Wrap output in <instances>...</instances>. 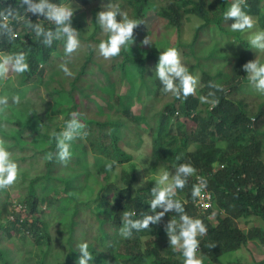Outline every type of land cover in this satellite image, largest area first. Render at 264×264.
Here are the masks:
<instances>
[{
  "label": "trees",
  "instance_id": "obj_1",
  "mask_svg": "<svg viewBox=\"0 0 264 264\" xmlns=\"http://www.w3.org/2000/svg\"><path fill=\"white\" fill-rule=\"evenodd\" d=\"M67 1H73L78 6L74 13L81 15L72 19L81 44L73 53H78V58L71 56L73 64L79 66L71 77L60 68L64 41L44 45L26 21L46 29H54V23L25 12L20 0H0V12L13 10L8 23L18 34L14 40L0 34V53L23 51L29 63V70L22 74L8 73L16 85L0 89V97L9 98L7 106H0V140L13 159L21 162L17 163L14 184L0 189V264H77L80 253L76 245L82 241H87L93 252L90 264H183L182 255L173 250L165 231L171 217L179 220V214L167 213L159 224H150L131 238L121 237L118 231L124 211H134L137 219L151 214L157 168L174 174L181 163L196 169L185 187L177 190V198L188 215L200 218L207 227L206 234L199 237L203 264H227L222 255L247 241L255 246V240L264 244V98L255 104L246 100L260 97L253 93L252 85H244L249 80L243 68L254 58L242 54L230 59L220 42L208 43L200 36L213 28L225 33L231 30L224 18L231 0H112L122 11L127 5L124 12L139 24L133 43L108 59L98 50L107 34L92 21L96 22L97 13L109 0H54ZM241 7L264 27V0H244ZM84 16L92 21L86 23ZM149 16L162 17L175 29L172 45L166 38L151 48L141 43L152 32L142 28ZM190 19L198 22L191 40L185 42L182 25ZM167 47L178 49L191 73L200 70V82L186 99L163 91V96L158 95L162 85L154 71L159 50ZM217 84L219 88L213 87ZM123 85L126 90L122 93ZM23 87H29L30 94L48 91L51 102H43L46 110L41 111L25 95H18L20 102L13 105L9 94L13 88L22 93ZM147 92L153 96V104L142 105L140 113H135L133 102L143 103L151 97ZM209 92L214 93L210 99L217 103L200 102L199 97ZM5 108L7 114L3 113ZM73 112L79 113L85 124L82 135L75 138L85 147L83 152L76 151L70 142L73 158L65 164L55 155L58 150L51 133L59 132ZM144 141L154 164L146 185L137 188L134 154L125 146L137 149ZM49 153L53 154L51 159ZM43 154L45 159L39 161ZM28 159L42 171H29ZM125 164L119 183L111 178L112 172ZM197 176L207 180L210 192L211 206L205 211L193 203ZM15 190L18 195L12 201L10 195ZM53 215L57 225L50 222ZM238 219L244 220L245 227L238 226ZM93 223L96 235L88 239L86 232ZM10 237L13 244L7 242ZM159 242L168 245L163 244L168 247L166 254L160 251ZM254 264H264V257Z\"/></svg>",
  "mask_w": 264,
  "mask_h": 264
},
{
  "label": "clouds",
  "instance_id": "obj_2",
  "mask_svg": "<svg viewBox=\"0 0 264 264\" xmlns=\"http://www.w3.org/2000/svg\"><path fill=\"white\" fill-rule=\"evenodd\" d=\"M244 0H234L224 18H235L231 24L233 32H248L255 25L254 19L248 15L241 7ZM21 6L25 12L39 14L46 20L54 23V29H46L40 23H33L27 20V27L33 31L36 37H42V42L46 46H51L54 41H64L65 59L60 64V68L65 76L74 75L69 68L68 63L74 52L80 47L79 31L72 26V17L74 8L68 3H56L54 0H20ZM12 9L6 12H0V34L7 36L9 40H14L17 33L9 26V18L13 17ZM119 15L120 19H117ZM96 24L100 27L102 33L107 34V39H102L98 45L99 55L108 59L118 56L122 48L127 49L133 43V32L139 24L137 20L130 18L128 14L120 9L119 4L109 3L104 9L96 15ZM144 45H150L151 41L146 37L142 42ZM249 43L253 48L264 51V30H259L252 34ZM247 73L248 80L252 86L259 92L264 93V62L258 58L248 61L243 65ZM29 70L27 62V53L20 51L11 54L0 55V79L7 77L8 73L14 72L22 74ZM154 75L159 79L162 85V91L172 93L176 98L186 99L195 92L198 83V77L194 76L187 65L182 63L180 53L176 47H167L160 52L158 63ZM219 88L220 85H213ZM214 93L209 92L207 96L199 97L201 103H217L210 99ZM12 102L18 104L20 98L14 96ZM8 97H0V106H7ZM72 118L65 121L64 127L59 131H53L57 147L55 155L58 159L67 164L72 158L71 141L77 136L82 135L81 130L85 124L79 119L80 114L73 112ZM52 153L48 158H52ZM111 164L107 167L111 168ZM196 173L195 167L190 163H181L175 167L174 174L170 175L169 170H161L155 179V186L151 189L152 199L150 201L149 213H145L142 218H134V211H124L122 216V225L119 228V234L123 238H131L134 232H140L148 229L149 225H156L161 222L165 214L175 212L179 214V220L174 217L165 225V231L169 238V243L174 251L179 252L183 257V264H203L199 256V237L207 232V227L200 218H194L185 212L184 203L177 198V190L183 189L188 182V177ZM18 176V164L13 159L12 153L3 140H0V189H5L14 184ZM197 184L193 185L192 197L193 203L200 211L201 209L195 203V198L200 197L203 189L207 187V180L202 176H197ZM140 185L134 187H141ZM208 209V208H207ZM76 248L80 253L77 264H90L93 260V252L87 241L77 243Z\"/></svg>",
  "mask_w": 264,
  "mask_h": 264
},
{
  "label": "rangeland",
  "instance_id": "obj_3",
  "mask_svg": "<svg viewBox=\"0 0 264 264\" xmlns=\"http://www.w3.org/2000/svg\"><path fill=\"white\" fill-rule=\"evenodd\" d=\"M68 2L71 4V6L74 8V10L78 7V6H75L73 1H67L65 3H68ZM233 2H234V0H231L230 4H232ZM123 8H124L123 11H126L127 5L124 6ZM78 15H80V13L75 12L72 19L73 18L77 19L79 17ZM251 17L254 19V21L256 23H255L253 29L249 30L248 32H233L232 30H230L231 29L230 26L233 22H235V18H230V19L228 18V20L226 19L225 22L227 23V25H229L230 31H227L225 33V32L219 31L217 28H213V29L208 30V32L207 31L203 32V35L200 34L201 32H199V34H200V36L203 37V40L207 41L208 43H210L211 41L213 42V40L220 42V45H222V47L224 48L223 51L228 54V57L230 59L233 57H236V56L238 57V56L244 54L246 56H251L249 58H252V57L254 59L258 58L262 62V61H264L263 60L264 59V51H260L258 49L253 48L252 45L249 43V39H250V36L252 34H254L255 32H257L259 30H264V27H261V25H259L260 21H258L257 17H255V16H251ZM89 19L90 18H87L85 16L83 17V21H85L86 23L89 21L90 22L92 21V19L91 20H89ZM197 22H198L197 19H193V20L190 19L187 21L184 20L183 25H182V39H184L185 42L191 40L193 32H194V27L196 26ZM93 23H96V22L92 21V24ZM142 28L144 30H151L152 31L147 37L151 41V44L148 45L150 48L153 47L154 43H156L157 40H160L163 38L169 39L168 41L170 42L171 45L175 42V40H174L175 29H173V27L169 26L167 24V22L165 21V19H163L162 17H159V18L156 17L155 18V17L149 16L147 18V20L144 22V25ZM238 35H240V38L238 37ZM144 46H146V45H144ZM159 51L161 52V50H159ZM77 54L78 53L72 54V56L78 58ZM0 55H4V54L0 53ZM180 56H181V60H182V55L180 54ZM65 59H67L66 56H64L62 58V61L64 62ZM74 61L75 60L73 58H70L69 63H68L72 72H75L79 68L78 65L73 64ZM182 63L187 64V62H183V61H182ZM199 73H200L199 68H196L194 70V72H192V74L194 76L198 77V83L200 82L199 81ZM9 77H11L10 74H8L7 77L4 79H0V89H2V87L5 85L12 86V87L14 84L16 85V82L10 80ZM247 84L250 85V87H251L250 82L244 83V85H247ZM251 89L254 90L253 93L258 95L260 97V99L259 98H256V100L246 99L250 104L251 103L255 104L256 102H258L264 98V95H263L264 93L257 91L254 86L251 87ZM29 90H30L29 87H23L21 90L22 93H18L13 88L12 93L9 94L11 97V102H12V98L14 96H18V95H25L26 97L29 96V98L32 101H34L32 104H34L35 106L40 108L41 111H44L45 105L43 102L44 101H50L51 102L50 93L48 91L46 92L45 89H41L40 93L37 90L33 94H30ZM125 90H126V86H124V85L120 86V90H119L120 92L123 93ZM256 92H259V93H256ZM14 93H16L17 95H15ZM146 95L151 96V93L147 92ZM158 95L163 96L162 89H160L158 91ZM0 96H1V94H0ZM42 97H43V101H42ZM152 98H153V96L144 98L143 103L142 102L140 103L137 100H135L133 102V105H132L133 111L138 114L141 111L142 105H148V106L152 105L154 102L153 101L154 98L153 99ZM92 99L94 102L93 97H92ZM92 99L90 98L89 100L92 101ZM13 105H16V104H13ZM7 109L8 108H5L3 113L7 114L8 113ZM149 112H150V110H149ZM132 138H133V136L131 135L130 139L132 140ZM144 138H145V136H144ZM71 143H74L72 146L75 147L74 149H76V151H77V148H78V151H80V152L84 151L85 146L79 139H74L73 141H71ZM134 144L135 143L133 141V145ZM77 145H79V147ZM125 147L128 151H130L132 154H134V159L132 160V162L135 163L134 173L136 174V180H137L135 186L140 185L141 181H143L142 186H145L150 175H151L150 167H151V165L154 164L152 160L150 161L149 157L147 156V152L145 151V149H146L145 141L143 143H141L137 149L136 148L134 149L133 147H127V144ZM92 158H93L92 156L89 157V159L91 161H92ZM43 159H45L44 154L38 160L40 161ZM16 162L18 164H21V162L18 158H16ZM26 164H29L28 166H26L29 168V171L34 172L36 169H38V170H36L37 172L42 171V169H39L41 167L38 165H35L30 159L27 160ZM31 165H32V167H30ZM121 166L126 167L127 164L118 165L115 168V170L112 172V176H111L112 179L118 180L119 183H120L119 174L121 171ZM161 170L162 169L160 167L157 168V170L154 173L155 174L154 179H156L157 175L159 174V172ZM169 172H170V175L173 174L172 170H169ZM92 173L94 174L96 172L93 171ZM154 184H155V181H154ZM11 189H10V191H11ZM52 193H53V191L50 192V195ZM17 195H18V192H17V190H15L14 194L10 195L11 200L12 199L14 200L17 197ZM17 207H20V206H17ZM21 208H23V207H21ZM67 210H69V209H67ZM56 218H57L56 215H53L50 219V222L53 223V225H57L55 223ZM211 218H212V220H214L213 216H211ZM251 218L252 217H250V219ZM243 221H244L243 219H238L237 220L238 226L245 227V225L243 224L244 223ZM253 222L256 223V220H254ZM93 225L94 226H92V228H90L89 231L86 232V236L88 239H90L91 236L96 235V232H95L96 223H93ZM11 239H12L11 237L7 239L8 244H13V240H11ZM61 243H63V241H61ZM255 243L257 244V246L253 245L252 241H247L245 244L241 245L239 248L232 250L230 252L224 253L222 255L223 261H227V264H254V263H257L259 259L264 257V244H262L256 240H255ZM163 244L168 246L166 244V242H159V247L161 249L160 251L163 252L164 254H166L168 247L164 248ZM66 248H68V247L66 246ZM198 254H199L200 258L203 259V255H204L203 251L201 250Z\"/></svg>",
  "mask_w": 264,
  "mask_h": 264
},
{
  "label": "built area",
  "instance_id": "obj_4",
  "mask_svg": "<svg viewBox=\"0 0 264 264\" xmlns=\"http://www.w3.org/2000/svg\"><path fill=\"white\" fill-rule=\"evenodd\" d=\"M195 203L202 210L211 206L210 192L207 188L203 189L200 197L195 198Z\"/></svg>",
  "mask_w": 264,
  "mask_h": 264
}]
</instances>
